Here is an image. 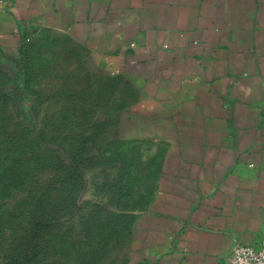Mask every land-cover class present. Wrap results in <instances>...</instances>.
<instances>
[{"label": "crops", "instance_id": "obj_1", "mask_svg": "<svg viewBox=\"0 0 264 264\" xmlns=\"http://www.w3.org/2000/svg\"><path fill=\"white\" fill-rule=\"evenodd\" d=\"M0 49L77 68L114 127L125 264L264 238V0H0Z\"/></svg>", "mask_w": 264, "mask_h": 264}, {"label": "rangeland", "instance_id": "obj_2", "mask_svg": "<svg viewBox=\"0 0 264 264\" xmlns=\"http://www.w3.org/2000/svg\"><path fill=\"white\" fill-rule=\"evenodd\" d=\"M37 52L0 49V264H125L114 127L77 68Z\"/></svg>", "mask_w": 264, "mask_h": 264}, {"label": "built area", "instance_id": "obj_3", "mask_svg": "<svg viewBox=\"0 0 264 264\" xmlns=\"http://www.w3.org/2000/svg\"><path fill=\"white\" fill-rule=\"evenodd\" d=\"M228 264H264V238L257 243H234L228 253Z\"/></svg>", "mask_w": 264, "mask_h": 264}]
</instances>
